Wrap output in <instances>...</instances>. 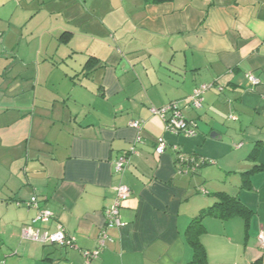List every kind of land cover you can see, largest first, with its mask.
Here are the masks:
<instances>
[{"label":"crops","instance_id":"obj_1","mask_svg":"<svg viewBox=\"0 0 264 264\" xmlns=\"http://www.w3.org/2000/svg\"><path fill=\"white\" fill-rule=\"evenodd\" d=\"M64 33L69 71L42 57ZM0 41V264H85L120 184L131 191L126 225L90 264H264V0H0ZM202 85L212 88L196 110ZM66 102L68 114L56 111ZM173 104L196 124L193 143L152 112ZM160 138L168 148L157 155ZM173 146L213 161L192 172ZM219 194L250 214L216 207L225 218L201 222L196 257L188 229ZM34 197L54 215L42 231L62 225L73 246L23 238Z\"/></svg>","mask_w":264,"mask_h":264},{"label":"built area","instance_id":"obj_2","mask_svg":"<svg viewBox=\"0 0 264 264\" xmlns=\"http://www.w3.org/2000/svg\"><path fill=\"white\" fill-rule=\"evenodd\" d=\"M247 78L249 79L251 85L258 86L260 84V80L253 76L252 74H248ZM212 86L202 85L197 87L190 98V105L194 109L198 110L203 107L204 102V94L210 89ZM154 114L160 115L166 124V131L173 135H185L187 137H193L197 135V126L194 122L188 121L181 108L177 104H173L168 108L161 110H152ZM231 119L237 120V117L232 116ZM131 127L137 131H141L143 127L142 122H133ZM168 148V143L164 138L158 139L157 145L155 147V152L157 155H162ZM174 152L177 155V164L184 165L187 164L192 172H196L199 168V163L196 162L195 158H192L190 155L187 156L180 152L177 146L172 147ZM129 161V155L121 156L115 164V173L121 174L124 172ZM210 164L212 161H209ZM131 191L129 187L120 184L116 190V199L113 205L106 209L105 211V226L101 229L98 247L94 251L84 252L85 256V264H90L91 261L97 259L102 250L105 248L106 244L110 241L109 231L115 228H123L125 227V223H123L121 219V208L123 203L128 199ZM28 207L31 209H35L38 211L36 217L33 219L31 225L26 226L23 229V238L40 245H57L61 247H69L73 246V239H71L62 225H57L56 231L51 233L48 231H42L43 225H49L54 215L49 210H42L39 207V203L36 197L32 198L28 203ZM258 244L259 248L264 252V231L261 232L258 236Z\"/></svg>","mask_w":264,"mask_h":264},{"label":"trees","instance_id":"obj_3","mask_svg":"<svg viewBox=\"0 0 264 264\" xmlns=\"http://www.w3.org/2000/svg\"><path fill=\"white\" fill-rule=\"evenodd\" d=\"M144 1L146 4H163V3H167V2H173L174 0H144ZM69 38L70 37H69L68 33H65L62 37V40L65 43H68ZM260 143L261 142H258L256 149L260 148ZM190 156L192 158H195L196 162L199 163V165H198L199 168H201L202 166H205V165H210V162H209L210 160L206 159L205 157L199 156L197 154H191ZM254 157L256 158L257 154H255ZM187 164H184V165H187ZM180 166H182V165H180ZM261 169H262V167H257L256 171L261 170ZM253 173H254V170H250V171L244 173L243 175L247 176L249 178ZM218 196H219V199L217 200L215 206L211 207L207 210H204L196 219L193 220V222L191 223V225L188 229V234L191 238V241L193 242V245L195 246L196 257H200V242L197 239L198 238L197 235L199 234L198 230H199V227L201 226V222L206 217H209V216H211V217H223V216H221V213H218L215 210L216 207H219L223 211L227 210L229 213L228 216H230L231 213H233L234 215H236V214L237 215H244L247 218L250 214L247 210H245L243 208L238 209V206H240V203L235 198H233L227 194H219ZM225 215L223 218H225Z\"/></svg>","mask_w":264,"mask_h":264},{"label":"rangeland","instance_id":"obj_4","mask_svg":"<svg viewBox=\"0 0 264 264\" xmlns=\"http://www.w3.org/2000/svg\"><path fill=\"white\" fill-rule=\"evenodd\" d=\"M39 24L41 25V24H44L45 26H47V28H49L48 26H49V21L48 20H45V19H40L39 20ZM32 33H33V31H31ZM34 34V33H33ZM65 34V33H64ZM35 35H36V32H35ZM46 41V38H44L43 39V42H45ZM62 41V37L60 38V42ZM2 42L3 41H0V44H2ZM59 44L60 43H57V44H55V45H53L52 47H50V51H48V52H45V51H43L42 52V57L44 58V57H49V58H51V59H53L55 62H57L58 64L59 63H61L60 62V60H68V58H65V56H69V51L67 50V48H66V44L65 43H63V41H62V43L61 44H63V45H61L60 47V51H58V46H59ZM5 46H6V44H5ZM6 48V47H5ZM5 48H4V50H2V56L4 57V58H9V59H11L13 56H12V52L11 51H6L5 52ZM60 66H62V70L63 71H69V69L68 68H66V65H63V63H61L60 64ZM17 69V70H16ZM18 69H20V68H18V65L15 67V72H14V74L16 73V72H18ZM56 75H57V77H62V74H60V73H56ZM59 75H61V76H59ZM34 76V75H33ZM1 82H0V87H1ZM6 86H4L3 88H5ZM66 88V91H67V89H68V87L67 86H64V84L63 85H61L60 87H59V89L61 90H64ZM68 105V107H66L65 108V105H63V106H61V105H59V106H57V110L56 111H63V113H64V115H66V114H68L69 113V107H72V105L70 104L69 105V103L68 102H66ZM232 128V127H231ZM256 131V130H255ZM258 131V130H257ZM252 132V131H251ZM258 132H260V131H258ZM250 133V132H249ZM248 133V134H249ZM170 134V133H169ZM250 135V134H249ZM231 136H233V134L231 135ZM239 136V135H238ZM197 137V136H196ZM181 138H185V139H191L190 141V143H193V141H194V138H195V136H193V137H187V136H185V135H183V134H181ZM241 142V139H239L236 143H237V145L239 144ZM200 143H203L202 141L200 142ZM208 143H211V142H208ZM225 143H227V141L225 142ZM245 144V143H244ZM233 145H231V149H233V147H232ZM234 146H236L235 144H234ZM201 148V151H202V147H200ZM197 150H199V148L197 149ZM201 151H198L199 153H201ZM210 160V159H209ZM213 161V160H212Z\"/></svg>","mask_w":264,"mask_h":264}]
</instances>
